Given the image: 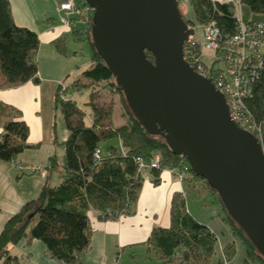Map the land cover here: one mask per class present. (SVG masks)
<instances>
[{
	"label": "trees",
	"instance_id": "obj_1",
	"mask_svg": "<svg viewBox=\"0 0 264 264\" xmlns=\"http://www.w3.org/2000/svg\"><path fill=\"white\" fill-rule=\"evenodd\" d=\"M55 1L59 5L66 0ZM76 1L84 3L83 0ZM242 4L245 23L264 22V0H242ZM190 9L195 22L182 15L187 25H203L213 20L222 40L236 34L237 24L231 5L191 0ZM92 18L93 11L84 20L85 40L92 49L89 67L69 87L59 84L54 93V108L60 111L67 130L65 141L59 143L62 154L54 153L49 158L45 169L48 180L38 196L24 204L2 226L0 264H19V260L11 255L10 248L21 242L29 244L32 240L41 241L47 257L60 264H82V256L90 246L88 213L93 211L96 220L102 223L134 216L144 182L136 159L141 158L145 164H150L156 155L160 158L159 166L149 170L153 186L160 185V176L165 170L172 171L175 177L187 174L182 181L186 195L173 193L169 205V225L165 228L154 226L145 245L162 264H211L218 237L188 213L186 196L202 193V190L217 194L203 178L193 174L185 157L174 155L161 137L149 135L131 114L112 74L93 48L90 34ZM79 33L74 26L71 27V34L78 36ZM66 39L67 35L63 34L54 40L55 50L64 56ZM39 47L37 34L28 28L18 27L9 1L0 0V87H13L29 81L39 84L36 60ZM199 52L198 48L197 54ZM147 59L154 60L150 53H147ZM261 66L245 106L259 128L261 138H254L264 153V61ZM83 90L90 91L89 126L84 124L83 114L76 104L67 98L69 91ZM104 90L119 96L123 111L120 125L114 121L112 106L103 109L94 101L95 95ZM0 129V161L12 162L23 151L38 146L27 141L29 128L22 120V113L3 102H0ZM114 139L119 142V148L109 146L102 152L100 143ZM52 143H58L54 127ZM96 151L100 153L98 158L95 157ZM184 167H188L185 174ZM55 173L59 183L51 185L49 179ZM222 210L221 221L229 227L233 237L222 248L225 261L234 258L236 243L239 242L245 251V262L264 264V259L226 214L223 206Z\"/></svg>",
	"mask_w": 264,
	"mask_h": 264
},
{
	"label": "water",
	"instance_id": "obj_2",
	"mask_svg": "<svg viewBox=\"0 0 264 264\" xmlns=\"http://www.w3.org/2000/svg\"><path fill=\"white\" fill-rule=\"evenodd\" d=\"M83 1L93 10V48L131 114L149 135L186 158L264 259V153L232 122L213 83L183 59L194 31L177 1Z\"/></svg>",
	"mask_w": 264,
	"mask_h": 264
},
{
	"label": "crops",
	"instance_id": "obj_3",
	"mask_svg": "<svg viewBox=\"0 0 264 264\" xmlns=\"http://www.w3.org/2000/svg\"><path fill=\"white\" fill-rule=\"evenodd\" d=\"M8 1L15 24L34 31L38 36L40 47L36 60L40 81L39 84L29 81L13 87H0V102L13 106L22 113V120L29 128L27 141L31 145L38 146L23 151L12 162L0 161V230L10 216L38 196L48 180L45 174H29L18 167L46 169L49 158L54 153L57 154L52 143L54 125L52 101L57 86L62 83L67 73L66 69L63 72L62 68L56 65L48 68L39 65V58L43 52L53 61L60 60L64 56L58 54L54 48V40L60 37L57 35L63 31V27L60 22L51 23L58 15L53 5L45 7L43 1L48 2V0ZM77 25L74 26L75 29L83 32L84 26L82 25L83 28L80 29ZM0 84H2L1 77ZM42 104L45 105L44 109ZM60 150L57 155L62 154V149ZM51 179L52 176L49 179L50 184ZM176 192L185 194L183 183L172 171L165 170L160 176L159 186H153L152 177L145 178L134 216L102 223L98 222L95 213L90 211L88 213L91 229L90 246L82 256V264H114L119 261L124 251L138 253L149 260L153 258L161 262L147 248L145 241L154 226L165 228L169 225L170 200ZM222 216L219 215L218 218L221 220ZM200 223H205L204 225L212 230L208 223ZM10 252L19 260V264H60L47 257L45 247L39 240H32L29 244L21 242L11 247ZM237 253L238 247L234 259L229 264H235Z\"/></svg>",
	"mask_w": 264,
	"mask_h": 264
},
{
	"label": "built area",
	"instance_id": "obj_4",
	"mask_svg": "<svg viewBox=\"0 0 264 264\" xmlns=\"http://www.w3.org/2000/svg\"><path fill=\"white\" fill-rule=\"evenodd\" d=\"M184 4L186 0H176ZM213 4H229L233 9V17L237 24V32L232 38L222 40L220 30L215 21L193 26L194 35L189 37L183 47V59L198 75L210 80L215 88L224 96L232 122L241 130L248 132L260 140V131L245 106L250 96L252 84L257 80L258 71L264 61V22L245 23L243 20L242 0H210ZM93 11L87 4L77 3L76 0H66L58 5L59 22L64 29H70L71 21L79 18L82 21ZM201 28V36L196 37V28ZM199 54L195 55V49ZM189 50H192L191 54ZM203 50L213 53L215 60L208 66L201 61ZM216 62L222 67L215 68ZM99 151L95 152L98 158ZM140 173L158 168L160 158L154 157L150 164H145L141 158L136 159ZM29 174H45L40 167H18ZM188 167L183 168V173ZM184 175L179 178L182 179Z\"/></svg>",
	"mask_w": 264,
	"mask_h": 264
},
{
	"label": "rangeland",
	"instance_id": "obj_5",
	"mask_svg": "<svg viewBox=\"0 0 264 264\" xmlns=\"http://www.w3.org/2000/svg\"><path fill=\"white\" fill-rule=\"evenodd\" d=\"M45 2V7L52 6L54 9L58 12V3L55 0H48V2ZM190 2L191 0H186L184 4H179L178 6L179 11L182 15H184L188 20L194 21L195 18L192 14V11L190 9ZM41 3V2H40ZM55 21H51V23H57L59 24V15L56 16ZM78 23V25H77ZM77 25L78 28L82 29V25L84 26L85 23L80 20L79 18H76L71 21V27ZM197 25H188V28H192ZM71 27L70 29H64L57 35L61 36L63 34L67 35V39L65 41V48H66V55L60 58V60H51L48 57V54L43 52L39 58V65L42 67H50L51 65H56L59 68H62L63 72L65 69L67 70L66 76L62 80V83L60 85H63V87H69L73 81L78 79L81 75V73L89 67V64L91 62V55H92V49L89 43L85 40V29L83 32H81L80 35L76 36L71 34ZM85 28V26H84ZM196 37L201 36V28L197 27L195 30ZM56 38V37H55ZM200 51V49H199ZM189 52L192 54L193 51L189 50ZM198 48L194 52L195 55H197ZM215 60V57L212 52L203 50L201 61L204 62L206 65L210 66L213 61ZM213 67L220 68L222 67V64L219 62H216L212 65ZM95 103L99 107H103V109H107L110 106L113 107L115 110L113 117L116 125H120L121 118L123 114V111L120 106L119 96L111 94L109 92L100 91L95 95ZM67 98H69L71 101H73L78 109L83 114V122L86 126H89L91 124V109L88 105L90 102V91L89 90H83L81 92H75V91H69ZM54 101V99H53ZM52 101V112L54 116V125L57 132V138L58 143L55 145V150L57 154L61 151V146L59 143H62L65 141L67 137V130L64 123V119L61 116V113L59 110H56L54 108V103ZM44 109V104H42ZM120 121V122H119ZM109 146H114L119 148V142L114 140H108L105 142L100 143V149L102 152H105V150ZM143 180L145 181V178L148 176L152 177L149 173V171H145L144 173H141ZM187 174L183 176L182 179L179 178V180L182 182L184 180V177H186ZM179 175L178 177H180ZM59 183V179L57 177V174L55 173L52 176L51 179V185H57ZM144 183V182H143ZM183 183V182H182ZM203 184V183H202ZM204 185V184H203ZM202 193H189L186 196V207L188 209V212L190 215L195 218L196 220L200 222H206L209 225H211L213 232L218 237V242L215 249V255L212 258L211 264H218V260L221 259L223 264H229L230 261H225L222 247L227 244L228 242L233 240L232 235L229 232V227L221 221L218 216L224 215V211L222 210V206L217 198L216 195L210 193L209 191L202 190ZM205 224V223H204ZM236 247H238V253H237V259L235 261V264H260L256 261H247L245 262V251L242 245L237 242ZM152 253V252H151ZM236 255V254H235ZM121 259V260H120ZM118 261V264H161V262H157L156 260H149V258H146L138 253H132L131 251H124L121 255V258ZM234 258H232L233 260ZM234 263V262H233Z\"/></svg>",
	"mask_w": 264,
	"mask_h": 264
}]
</instances>
